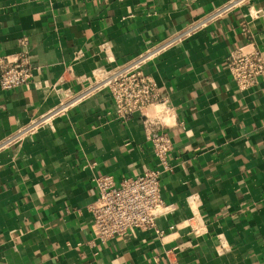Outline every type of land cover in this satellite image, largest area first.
Listing matches in <instances>:
<instances>
[{
    "label": "crops",
    "instance_id": "1",
    "mask_svg": "<svg viewBox=\"0 0 264 264\" xmlns=\"http://www.w3.org/2000/svg\"><path fill=\"white\" fill-rule=\"evenodd\" d=\"M227 1L0 0V57L26 53L33 74L0 85V264H264V75L241 90L229 69L239 49L264 55V0L146 66L162 96L150 114L169 111L174 145L162 194L178 206L162 234L103 242L89 210L94 177L158 166L140 114L120 118L101 84Z\"/></svg>",
    "mask_w": 264,
    "mask_h": 264
},
{
    "label": "built area",
    "instance_id": "2",
    "mask_svg": "<svg viewBox=\"0 0 264 264\" xmlns=\"http://www.w3.org/2000/svg\"><path fill=\"white\" fill-rule=\"evenodd\" d=\"M248 1L228 0L212 8L184 30L170 35L160 44L149 47L132 58L101 84L108 86L115 112L120 118L128 119L135 113L140 114L158 162L157 167L119 182H115L107 174L94 177L98 197L89 210L96 236L103 242L136 230L162 234L159 220L178 206L167 203L162 194L163 173L171 168L169 160L174 145L164 117L169 111L159 110L165 115L150 114V107L158 104L162 96L155 78L146 71V66L166 47L220 20ZM229 69L239 88L249 90L264 75V55L258 48L239 49L230 55ZM32 75L26 53H20L17 59L0 57V85L3 90L12 91L25 86ZM17 136H11L3 142H11ZM170 227L174 228V225Z\"/></svg>",
    "mask_w": 264,
    "mask_h": 264
}]
</instances>
